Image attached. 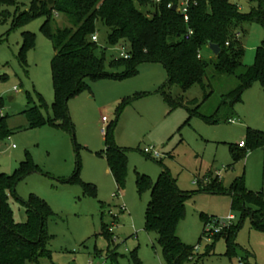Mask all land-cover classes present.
Instances as JSON below:
<instances>
[{
    "label": "rangeland",
    "instance_id": "374dc122",
    "mask_svg": "<svg viewBox=\"0 0 264 264\" xmlns=\"http://www.w3.org/2000/svg\"><path fill=\"white\" fill-rule=\"evenodd\" d=\"M230 1L243 14L252 6L249 0ZM30 2L18 0L17 6L26 11ZM137 8L147 15L153 11L149 4ZM7 9L10 17L0 23V113L5 116L10 134L0 141V173L11 175L29 157L37 171L21 179L14 194L8 196L13 218L16 222L25 221L20 200H27L30 195L44 200L53 212L47 222L51 236L47 245L49 255L40 256L37 261L27 260L25 264H163L157 235L144 229L150 192L139 193L135 184L136 172L155 182L163 168L181 191L191 194L176 226L180 241L197 246L198 254L205 252L207 244H214L213 252L203 256L199 264H264V232L254 229L248 216L242 218L240 211L231 209L230 194L207 192L203 187H216L217 179L228 188L235 178L243 177L245 188L260 192L264 198V143L250 148L247 138L249 129L264 132L262 82L255 81L242 93L241 100L230 111L232 117L228 109L215 115L221 95L234 86L233 76L216 77L209 82L206 79L205 83L211 84L206 93L213 91L205 97L198 84L185 91L177 84L164 87L168 78L166 68L159 62H143L135 75L86 79L88 88L67 101L72 125L67 131L49 122L54 100L50 66L54 51L42 32L45 18L12 28L16 7ZM51 19L52 29L68 26L61 14ZM25 31L33 35L34 42L25 50L22 62L20 49ZM108 32L101 21L96 23V43L98 50L104 52L105 71L123 74L124 67L111 68L109 62L128 44L119 41L110 45ZM231 32L238 38L242 63L252 65L264 39L263 28L243 20ZM201 54L206 58L213 55L208 47ZM163 91L182 104L171 108ZM35 106L46 121L31 127L26 111ZM189 108L219 120L211 124L198 115L190 117ZM103 116L108 122L101 121ZM108 123L113 125L114 143L127 150L123 188L117 187L105 158L103 132ZM239 143L246 148L238 150ZM146 147L157 151L160 158L147 156ZM76 171L80 181L95 187L94 196L85 194L78 182H65ZM230 214L234 216L232 223L239 224L235 235L239 248L231 258L226 255L224 237H202L201 218L206 215L226 220ZM103 225L109 236L102 233Z\"/></svg>",
    "mask_w": 264,
    "mask_h": 264
},
{
    "label": "trees",
    "instance_id": "16d2710c",
    "mask_svg": "<svg viewBox=\"0 0 264 264\" xmlns=\"http://www.w3.org/2000/svg\"><path fill=\"white\" fill-rule=\"evenodd\" d=\"M251 9L243 14L235 3L230 0H192L189 8V21L185 23L182 16L167 7L178 0H31L26 11H20L18 0H0V23L10 17L7 7H16L12 19V28H17L29 20L44 17L42 32L52 43L51 79L54 91L52 103L51 125L64 130H71L67 101L88 88L86 79L104 77L122 78L135 75L137 66L143 62H159L167 71V82L164 87L177 84L183 91L198 84L208 97L213 90L206 93L211 86L209 79L234 77L232 88L221 95V102L216 114L221 109L233 111V105L241 100L242 93L250 88L255 81L264 84V39L256 51L252 65H244L241 61V49L238 38L231 28L247 20L261 25L264 30V0H249ZM149 4L153 11L147 15L137 5ZM63 15L68 26L53 28V15ZM101 21L109 32L107 41L115 45L119 41L128 44V58L117 57L109 62L111 68L124 67L123 74H108L105 71L104 52L92 40L96 33V23ZM193 33L185 38L188 29ZM33 35L23 32L20 49V60L24 61V52L33 45ZM209 43L218 44L220 51L212 57H204L201 51ZM209 48V47H208ZM212 70V73L210 72ZM164 100L174 108L182 101L172 99L164 93ZM191 103H194L192 101ZM2 103L0 101V112ZM31 127L45 123L40 108L37 106L26 111ZM189 116H200L203 120L214 124L219 120L214 116H204L196 108L188 109ZM229 116L232 117V114ZM0 113V141L10 132ZM218 119V120H217ZM113 125L105 127L106 151L105 158L109 171L118 188L124 187L127 173V150L118 147L112 136ZM249 147L264 143V132L249 129L247 131ZM246 146L238 147L244 150ZM147 155V154H146ZM148 156V155H147ZM235 156L238 154L235 153ZM161 164L160 161H156ZM37 168L29 157L21 162L11 175L0 173V264H25L27 260L37 261L40 256H48V242L51 236L47 232V222L53 212L48 204L35 195L27 200H20L25 209L24 222H16L13 211L8 203V196L14 194L16 184L28 173L36 172ZM67 183H79L85 194L94 196L95 187L84 183L78 178V171L65 180ZM136 189L139 193L149 190L150 200L145 210L144 229L157 235V243L161 248L163 264H185L193 261L199 264L203 256L213 252L214 244H207L205 252L198 254L195 246L186 245L176 235L177 223L184 216L185 201L190 193L181 191L167 169L163 168L155 182L145 174L136 172ZM215 186H203L211 193L226 192L231 195V209L248 216L254 229L264 232V198L260 192L249 191L244 186L243 177L235 178L228 188L223 187L217 179ZM215 187V189H213ZM203 221L202 237H207L205 226L217 217L201 215ZM239 228L232 222L209 239L224 237L227 243L226 255L231 258L239 248L235 235ZM102 233H110L103 225ZM201 240V237L199 241ZM247 258V254H246ZM197 261V262H196ZM195 262V263H194Z\"/></svg>",
    "mask_w": 264,
    "mask_h": 264
},
{
    "label": "built area",
    "instance_id": "2783aa9c",
    "mask_svg": "<svg viewBox=\"0 0 264 264\" xmlns=\"http://www.w3.org/2000/svg\"><path fill=\"white\" fill-rule=\"evenodd\" d=\"M160 1L161 0H153V2H155V3H159ZM191 3H192V0H178V2L175 4H173L172 2L168 3L167 7L172 9L173 5H176L175 11L178 12L182 16L183 21L185 23H188V21H189V8L191 6ZM192 33H193L192 29L189 28L187 34L185 35V38H188ZM91 38L93 41L96 42V40H97L96 33L93 34ZM120 50L121 51H120L118 57H122V58H128L129 57L128 49L126 47L122 46L120 48ZM101 121L103 123H106V122H108V119L103 116L101 118ZM104 133H105V131L103 132V134ZM238 146L243 147L244 145L242 143H239ZM144 153L147 155H151L154 158H159L161 156L157 151L153 150L150 147L144 148ZM233 219H234V216L231 214L228 216V218L226 220H221L219 218L213 219L210 223H208L205 226V232L208 234L206 238L209 240L208 236H212L215 233L220 232L223 228H225L229 224H231ZM197 250H198V248H197V246H195L194 251H197Z\"/></svg>",
    "mask_w": 264,
    "mask_h": 264
},
{
    "label": "water",
    "instance_id": "95a60500",
    "mask_svg": "<svg viewBox=\"0 0 264 264\" xmlns=\"http://www.w3.org/2000/svg\"><path fill=\"white\" fill-rule=\"evenodd\" d=\"M48 2L49 4H52L53 0H48ZM172 10H176V5H173ZM208 47L214 55H217L220 51V47L218 44L209 43Z\"/></svg>",
    "mask_w": 264,
    "mask_h": 264
},
{
    "label": "crops",
    "instance_id": "0c3cea01",
    "mask_svg": "<svg viewBox=\"0 0 264 264\" xmlns=\"http://www.w3.org/2000/svg\"><path fill=\"white\" fill-rule=\"evenodd\" d=\"M213 55H214V54H213ZM233 120H234V118L229 119L228 122H230V121L232 122ZM237 146H238V145H237ZM238 147H239V146H238ZM159 158H160V157H159ZM109 214H112V215L114 216V214H113L111 211H109ZM116 217H117V216H116Z\"/></svg>",
    "mask_w": 264,
    "mask_h": 264
}]
</instances>
